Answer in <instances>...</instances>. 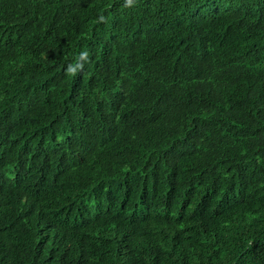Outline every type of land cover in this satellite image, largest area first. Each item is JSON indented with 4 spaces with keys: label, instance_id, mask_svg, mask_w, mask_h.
<instances>
[{
    "label": "trees",
    "instance_id": "16d2710c",
    "mask_svg": "<svg viewBox=\"0 0 264 264\" xmlns=\"http://www.w3.org/2000/svg\"><path fill=\"white\" fill-rule=\"evenodd\" d=\"M0 264H264V0H0Z\"/></svg>",
    "mask_w": 264,
    "mask_h": 264
},
{
    "label": "clouds",
    "instance_id": "9594fccd",
    "mask_svg": "<svg viewBox=\"0 0 264 264\" xmlns=\"http://www.w3.org/2000/svg\"><path fill=\"white\" fill-rule=\"evenodd\" d=\"M69 71H73L72 69H69Z\"/></svg>",
    "mask_w": 264,
    "mask_h": 264
}]
</instances>
